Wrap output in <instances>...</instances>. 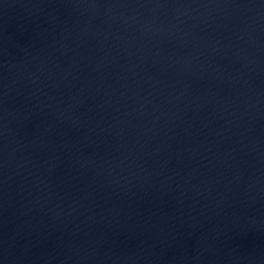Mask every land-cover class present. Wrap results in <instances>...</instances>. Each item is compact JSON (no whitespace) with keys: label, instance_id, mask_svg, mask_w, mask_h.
Returning a JSON list of instances; mask_svg holds the SVG:
<instances>
[{"label":"water","instance_id":"95a60500","mask_svg":"<svg viewBox=\"0 0 264 264\" xmlns=\"http://www.w3.org/2000/svg\"><path fill=\"white\" fill-rule=\"evenodd\" d=\"M0 264H264V0H0Z\"/></svg>","mask_w":264,"mask_h":264}]
</instances>
